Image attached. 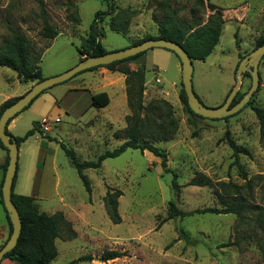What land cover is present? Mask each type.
<instances>
[{
    "label": "rangeland",
    "instance_id": "1",
    "mask_svg": "<svg viewBox=\"0 0 264 264\" xmlns=\"http://www.w3.org/2000/svg\"><path fill=\"white\" fill-rule=\"evenodd\" d=\"M208 2L221 8L226 21L213 52L204 61L193 60V88L206 105L214 107L225 101L227 92L236 84L240 55L256 48L257 40L264 35V0H0V46L14 31L22 33L32 56L39 59L42 74L50 77L80 61L78 47L89 35L94 21L102 45L107 51H114L147 34L156 35V20L167 8L163 3L177 9L182 20L204 21L215 12L208 8ZM123 8L136 12L130 21L129 34L109 27L112 16ZM97 11L111 13L96 15ZM44 17L59 31L55 38L41 34ZM162 49L151 48L137 61H143L146 66L145 102L164 98L172 104L177 129L167 140H149L166 149L167 165L178 174L179 193L172 186L173 172L164 170L159 157L139 148H128L119 156L104 159L100 168L85 169L92 186V192L87 191L60 143L74 149L80 161L95 160L105 150L123 142L112 135V128L127 124L125 115L130 110L121 101L122 91L118 86L107 88L113 96L112 113L109 109L94 108L78 115L79 106L85 105L87 92L83 90L79 100L82 103L71 100L69 113L61 114V121L52 123L49 133L53 139L38 132L37 140L34 136L26 140L36 141L50 156L47 168H43V157L36 164L34 180L40 188L37 197L40 209L48 212L60 209L59 195L66 186L80 203L70 207L75 215L72 222L77 236L57 238V255L48 264H67L84 255L91 258L75 264H264V138L252 108H264V56L259 63V85L251 104L227 118H201L189 112L180 100L181 73L175 65L178 56L169 50L170 59L165 54L168 50ZM19 73L0 66V100L7 92L22 95L31 87V83L8 80L17 79ZM157 76L161 82H156ZM100 80L101 76L85 70L55 84L54 89L80 87L84 83L96 88ZM251 83V74L245 71L238 92L247 91ZM160 86L170 95H165ZM75 93L78 92L73 90L69 97ZM55 116L52 113L49 118ZM33 118L29 112L22 114L14 128L16 136L33 127L36 120ZM227 136L249 153L235 156ZM5 155L6 150L0 145V160ZM25 157L29 162L31 153ZM236 158L242 168L235 162ZM27 170L25 164L24 181ZM220 182L236 184L246 197L241 216L196 212L204 207L224 206L216 191L225 194ZM109 186L123 192L119 198L120 223H113L106 212L104 195ZM229 192L230 197H239L234 188H229ZM171 200L184 215L170 216ZM5 217L0 204V222ZM107 249L125 251L126 255L103 261L100 257Z\"/></svg>",
    "mask_w": 264,
    "mask_h": 264
},
{
    "label": "trees",
    "instance_id": "2",
    "mask_svg": "<svg viewBox=\"0 0 264 264\" xmlns=\"http://www.w3.org/2000/svg\"><path fill=\"white\" fill-rule=\"evenodd\" d=\"M163 4L167 8L165 14L156 20L158 33L156 35L147 34L140 39L133 40L131 44L139 43L148 38L163 37L182 44L189 53L192 60H206V58L213 52L214 48L219 43L223 26L226 21L221 8L212 2H208V8L212 11L215 10V12L210 14L207 20L200 21L198 19L185 21L180 19L177 9H170L166 3ZM104 13L110 14L111 11H97L96 15H102ZM135 14L136 12L133 9H120L112 16L109 22V27L118 32L129 34L130 21ZM43 21L44 24L41 34L46 38H55L59 34V31L54 26H52L47 17H44ZM90 28L91 30L89 35L84 40L82 45L78 47L79 53L84 55V57L88 55H99L106 53L107 50L101 43L99 38L100 33L96 29L95 21L91 23ZM262 43H264V35L260 36L257 40V46L261 45ZM145 52L146 51H143L136 55L121 60H116L105 65H98L82 70L85 71L97 68L99 66H105L111 70L123 73L125 75L127 104L130 109V113L125 117L127 122L126 127L114 132V136L117 138H122L123 142L113 149L105 150L99 154L95 160L80 161L74 149L67 147L66 144L62 142L60 143L67 156L70 158L72 164L76 167L78 174L89 193L92 192V186L84 170L88 168H100L104 159L108 157L119 156L128 148H139L142 151L149 150L156 157H159L160 164L164 170L173 172V188L176 190L177 194L180 191L181 185L178 181V174L176 171L170 170L167 165L168 153L166 149L153 144V142L149 140H167L169 135L177 129L178 124L172 117V104L170 101L164 98H154L148 103L145 102L146 66L143 61H137L139 57ZM244 56L245 55H240L241 59ZM132 63H135L136 66H132ZM0 66L10 67L15 71L20 72L22 76L19 79L24 83L36 82L45 78L40 70L39 59L32 56L27 38L22 33L17 31H14L10 37H6L2 46H0ZM247 75H249L248 72ZM181 86L180 100L186 105L188 111L195 116L206 118L195 113L190 108L182 82ZM230 91L231 89L226 95H228ZM245 92L246 91L238 92L231 105L237 103L244 96ZM17 98L18 96H15L5 100L0 105V115L3 110ZM251 100L252 98L247 104H251ZM108 102L109 96L105 91L94 93L91 96V105L93 106L102 107L107 105ZM29 105L24 109L28 108ZM252 108L259 118L260 132L261 136L264 138V108L259 106H253ZM227 117L229 116H226L225 118ZM12 118H10L8 124ZM8 124L6 132L14 137L18 146H20L22 142L26 141L36 132H40L44 137L53 139L49 133L40 129L39 121H35L33 123V127L27 130L22 136L13 135L12 132L8 130ZM227 137L231 147L234 150L235 156H238L239 153H249L247 148L238 145L231 137ZM0 145L7 151L5 162L0 165L3 174L5 175V171L9 162V155L8 149L4 146L1 140ZM235 162L240 168H242L237 158L235 159ZM16 179L17 171L14 176L13 188ZM210 182L211 181H209V183ZM219 184L222 186V189L224 190L223 193L225 194H222L218 189H216V191L219 193V196L223 198L225 202L224 206L204 207L197 209L196 212L235 213L241 216L246 197L240 193L239 187L234 183L220 182ZM247 187L249 189L251 188L250 179L247 181ZM229 188H234V192L239 197H230ZM122 194L123 192L121 189L109 186L104 195L106 212L113 223H120L122 221V216L119 212V198ZM12 199L19 210L22 220V229L15 247L9 250L4 255L3 259L9 258L16 264H48L57 255V238L72 239L77 236V231L73 226V222L66 217L62 210H57L53 213L40 210L37 198L35 196L17 194L13 191V189ZM0 200L4 205L2 197ZM170 204L172 206L170 212L171 217L177 214L184 215V212L180 211L175 206L174 200H171ZM5 211L9 221V238L13 227L8 212L6 209ZM123 255H126L125 251L118 249H107L103 251L100 258L103 261H107L109 259H114ZM89 258H91L90 255L80 256L71 260L67 264H75L79 260Z\"/></svg>",
    "mask_w": 264,
    "mask_h": 264
},
{
    "label": "water",
    "instance_id": "3",
    "mask_svg": "<svg viewBox=\"0 0 264 264\" xmlns=\"http://www.w3.org/2000/svg\"><path fill=\"white\" fill-rule=\"evenodd\" d=\"M156 47L170 49L179 57L182 64V85L187 96L188 105L195 113L203 117L222 118L236 113L250 101L253 93L259 85V63L261 58L264 56V43L254 48L240 60L236 70V84L227 95L225 101L218 106H208L199 98L193 88L194 65L189 53L179 42L163 37L148 38L139 43L131 44L123 49L107 51L106 53L99 55H88L65 72L45 77L42 80L34 82L25 93L18 96V98L9 104L0 115V140L8 149L9 155V162L5 171L1 191L4 207L8 212L13 227L10 237L0 247V261L9 250L15 247L22 229L21 216L12 199L14 176L18 165L19 146L14 137L6 132L7 124L10 118L21 112L33 101L36 96L47 88L70 79L76 73L84 69L98 65H105ZM245 71H249L251 74V86L237 103L231 105L240 88ZM19 77H21L20 73Z\"/></svg>",
    "mask_w": 264,
    "mask_h": 264
},
{
    "label": "crops",
    "instance_id": "4",
    "mask_svg": "<svg viewBox=\"0 0 264 264\" xmlns=\"http://www.w3.org/2000/svg\"><path fill=\"white\" fill-rule=\"evenodd\" d=\"M163 49L168 50L165 48H163ZM165 54L168 58L171 59V54L169 53V50H168V53H166V51H165ZM82 57H84V55L80 54V60L82 59ZM175 65H176V67H178V69L181 73V81H180V85H181V82H182V64H181L180 59L175 63ZM132 66L135 67L136 64L132 63ZM88 71H90L93 74H98L99 76H101L100 84H98V87H96V88L91 87V86L89 87L84 83V84H81L80 87L67 86L66 88L63 87V88L56 91V89H54L55 85H53V86L49 87L48 89H46L45 91H43L37 98H35V100L29 105L28 108L23 109L15 117H13L12 120L8 124V130L10 132H14V128L16 127V123L22 117V114L24 112H29L31 116L35 117V118H33V119H36V120H34V122L39 121L40 129L49 133V131L51 130L52 123L60 122L61 121V117H60L61 114L69 113V110H70L69 105L71 104V100L78 102L79 100L82 99L81 93L83 90L87 92L86 98H85V105L81 104L79 106L81 108H80L79 112H77L78 115L83 114L85 111L92 110L94 108H96V109L101 108L103 110L109 109V112L112 113L111 108H112V106H114L113 101H112L113 96L110 93V91L107 90V88H109V87L118 88V86H120L121 91H122L121 101L128 106L126 84H125V75L123 73H121L119 71L111 70L105 66H99V67L94 68V69H89ZM15 72L17 73V71H15ZM82 72H84V71H82ZM82 72H80V73H82ZM157 79H159V81H157ZM8 80H16L20 83H24V82L20 81L18 75H17V79H8ZM155 80H156V82H161V78L159 76H157L155 78ZM27 83H31V86H32V84L34 82H27ZM145 85H146V83H145ZM175 85H176V83H175ZM73 90L78 92V93H75L71 97H69ZM160 90L165 95H170V93L168 91H165L162 86H160ZM101 91L107 92V94L109 96L108 104L105 106H102V107H96V106L91 105L92 94L98 93ZM19 95H21V94L17 93V92H15V93L14 92H7L6 94L3 95V98L0 100V105L5 100H7L11 97L19 96ZM65 100H68V102L66 101L67 102L66 104H65V102H63ZM80 102L82 103V101H79V103ZM128 109H129V106H128ZM52 113H55L56 116L54 118L50 119L49 116H51ZM129 113H130V111H129ZM97 115L100 116L99 112L97 113ZM126 115H125V117H126ZM106 117H108V116H106ZM126 125L127 124L122 125L120 127L112 128V135L114 134L115 131L120 130V129H124L126 127ZM44 126H46L47 128H44ZM36 133H38V132H36ZM36 133L33 134L32 136H30L28 139H30L31 137L34 136V139L37 140L38 137H37ZM13 135L16 136V133ZM30 153H31L32 158H29V162L25 161V158H26L25 155L28 154V156H29ZM6 156H7V151H6V155L4 156V158L2 160H0V165L5 162ZM40 157H43L45 159V161H44L45 164H44L43 168L44 167L47 168V165L49 163V162H47V159L50 158V156H49V153L46 149L42 148L41 145L36 143V141H34V142L24 141L21 143V145L19 146V157H18V165H17V179H16V182H15L14 188H13V191L15 193L23 194V195H33L36 198L39 197V195H40V193H39L40 191L38 192L39 187L37 186V182H35L34 178H35V175L38 171L36 164H37V161L39 160ZM25 164H26V166H28V170H27V173L25 176L26 177L25 181H24L22 178V175L24 174ZM3 179H4V174H3L2 169L0 168V199L2 197L1 187H2V183H3ZM29 190H30V192H29ZM58 194H59V192H58ZM59 196H60V201L62 202V204H61L62 206L60 209H57V210H62L65 213L66 217L72 221L74 219L75 215L70 210V207L73 206L71 204H74V207L79 206L78 205V204H80L79 201L77 200L74 192L72 191V189L69 186H66L64 188V191L62 193L60 192ZM0 204L3 206V209L5 211L4 205L1 203V200H0ZM57 210H55V211H57ZM43 211H46V210H43ZM55 211H52L49 213H53ZM5 213H6V211H5ZM9 231H10L9 221H8V218L6 215L5 221L0 222V247L8 238ZM2 264H13V263L10 261L9 258H5V259H3Z\"/></svg>",
    "mask_w": 264,
    "mask_h": 264
},
{
    "label": "built area",
    "instance_id": "5",
    "mask_svg": "<svg viewBox=\"0 0 264 264\" xmlns=\"http://www.w3.org/2000/svg\"><path fill=\"white\" fill-rule=\"evenodd\" d=\"M157 81H159V79H157ZM44 128H47L46 126H44Z\"/></svg>",
    "mask_w": 264,
    "mask_h": 264
}]
</instances>
